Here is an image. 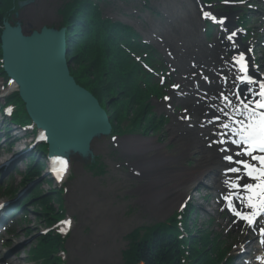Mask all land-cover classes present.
<instances>
[{
  "label": "rangeland",
  "instance_id": "374dc122",
  "mask_svg": "<svg viewBox=\"0 0 264 264\" xmlns=\"http://www.w3.org/2000/svg\"><path fill=\"white\" fill-rule=\"evenodd\" d=\"M149 7L145 9L143 2L136 0L130 5L122 3L121 0H104V13L113 20L123 21L132 25L146 41H151V34L161 37L163 42L154 41V47L161 54H166L167 50L170 56L166 60V64L171 69L183 71L182 75H175L172 80L185 77L184 74L197 75L194 79L186 78L185 85L191 89L185 98L190 95L196 97L205 93L208 89H203L204 80L200 79L201 74L198 70L193 69L191 62L195 61L201 65L202 57L210 53V45L212 40H204V27L199 18L197 3L195 0H148ZM64 0H32L27 6L18 11V26L27 33L33 35L42 32L44 26L54 30V26H59L61 16L58 11ZM236 0H233V3ZM250 10H256L257 2ZM236 13H239L246 5H236ZM223 12H231L221 8ZM135 13V14H134ZM158 13V14H157ZM252 21L259 16L256 13L248 12ZM260 24L255 22L250 24V28L255 30ZM149 39V40H148ZM217 40L220 44L221 40L215 35L213 42ZM219 47V46H218ZM259 49L261 46H258ZM222 48V47H219ZM257 55H260L258 53ZM174 58L172 62L171 58ZM178 74V72L176 73ZM187 77V76H186ZM190 81L191 83L187 82ZM215 90H219L214 86ZM0 91H3V82L0 81ZM165 99L153 100V112L157 120L148 122L144 119L140 128L134 131L133 124L126 120L123 125L116 130L122 133L118 138H113L110 134L96 137L91 145L90 152L86 155L70 152L68 158L70 160L71 171L69 178L63 185L62 195L59 192L61 187H57L45 177L42 172V181L37 183L36 187L28 191V186L21 191L26 190L25 194L38 191L39 197H49L52 199L50 205L54 211L64 204L66 214L64 217L66 223L56 224L55 220L48 219L45 211L41 206L34 209L31 203L27 204L29 213L26 215L27 221L18 218L19 225L15 227L13 235H3L0 239V255L4 261L10 259L14 264H55L57 257H63V264H122L123 252L129 246L128 236L135 229H142L144 225H154L158 222L170 218L181 211L180 202L172 209L159 211L156 206H148L145 199L149 192H145V188L151 187V181L157 180L158 176L152 178L139 175L137 164L140 160H147L158 155L157 151H150L146 155L139 154V150H133V144L128 141L136 140L134 148L139 142H145L150 146L160 147V156L174 160L168 171H165L163 186L157 187L156 190L163 188H171L174 185H180L185 182L183 192L189 193L191 182L197 177L198 169L208 167L209 170L217 174V165L221 162L216 159V149H209L208 143L204 140L209 136V130L205 128L191 129V125L201 126L200 119L196 116L203 112L201 106L197 105V99L187 102L174 103L176 96L174 93L167 91ZM180 103L181 107L176 105ZM199 103V102H198ZM175 106V110H174ZM189 108V113L193 116L182 114V110ZM185 110H187L185 108ZM160 116L167 117V121L158 123ZM187 117V118H186ZM151 119L154 118L150 117ZM188 118L192 119V122ZM154 120V119H152ZM184 120V122H183ZM128 121V122H127ZM129 133V134H126ZM13 153L7 152L6 148L0 149V168L10 158ZM184 157L182 160L181 158ZM196 159V162H194ZM27 161H17V167L25 171ZM94 163L100 164L98 169H92ZM199 165V167H198ZM17 169V170H18ZM13 172L9 176L6 175L1 186L8 183L17 188L21 184V179ZM210 184L209 180L207 181ZM198 184V183H195ZM201 194V193H199ZM20 195V194H19ZM62 201L60 202V197ZM192 196V195H191ZM18 196H10L3 201L16 200ZM24 197H22L23 199ZM19 203V200L9 208L8 214ZM188 206H191L187 203ZM198 205L200 200L198 199ZM193 203L192 205H197ZM187 206V207H188ZM210 207V205H208ZM207 206V207H208ZM25 207V208H26ZM213 208V207H212ZM18 215V214H17ZM198 217L196 218V216ZM201 216V218H200ZM19 217V216H18ZM208 215L197 210L188 218L190 228L194 229L193 237H201V234L210 233L211 236H219L223 241H237L242 238L241 232L238 230L228 231L225 225L226 218L219 214L213 215V220L208 219ZM196 218V219H195ZM65 221V222H66ZM58 226H63L65 231L70 230L67 237L66 245H63L64 254L56 252L44 263V259L33 260L31 251L36 249L39 236L44 234L55 235ZM198 231L201 233L197 234ZM143 234V230L142 233ZM235 254V253H233ZM235 264H242L239 261Z\"/></svg>",
  "mask_w": 264,
  "mask_h": 264
},
{
  "label": "trees",
  "instance_id": "16d2710c",
  "mask_svg": "<svg viewBox=\"0 0 264 264\" xmlns=\"http://www.w3.org/2000/svg\"><path fill=\"white\" fill-rule=\"evenodd\" d=\"M8 5V0H0V27L7 18ZM81 5V1L75 0L67 4L63 12L71 38V75L78 85L91 92L106 108L112 123H121V119L126 117L120 115H128L131 110L135 114L134 125L139 126L148 109L150 78L138 65L124 63V59H130L125 47H133L130 42L132 33L117 27L110 30ZM72 12L74 20L73 16L70 17ZM78 16L81 18L78 19ZM82 19L86 21L79 23L78 20ZM35 177H39L36 171L27 175L31 180ZM50 202L48 199L39 202L45 212L52 211L48 206ZM173 229V225L157 226L140 240L138 233L132 234V244L124 255V264H210L209 243L202 241L197 249L195 241L188 244L186 240H179L178 230L175 235ZM61 240L59 236L42 237L36 250L38 255L49 257ZM42 256L38 257L41 259Z\"/></svg>",
  "mask_w": 264,
  "mask_h": 264
},
{
  "label": "water",
  "instance_id": "95a60500",
  "mask_svg": "<svg viewBox=\"0 0 264 264\" xmlns=\"http://www.w3.org/2000/svg\"><path fill=\"white\" fill-rule=\"evenodd\" d=\"M6 27L2 38L5 70L18 79L31 117L56 139L53 146L58 148L59 142L69 139L79 145L82 138L105 133L109 126L104 113L69 75L64 36L45 31L26 38Z\"/></svg>",
  "mask_w": 264,
  "mask_h": 264
},
{
  "label": "snow or ice",
  "instance_id": "6c2138e0",
  "mask_svg": "<svg viewBox=\"0 0 264 264\" xmlns=\"http://www.w3.org/2000/svg\"><path fill=\"white\" fill-rule=\"evenodd\" d=\"M204 15L208 17L209 13L205 12ZM220 23L223 24L224 20H220ZM235 35L232 33L227 39L231 41ZM235 64L238 65V72L243 74L237 76L240 84L249 86L247 94L240 88L233 89L231 95L238 101L234 103L229 95L220 92L219 98L225 102L231 112L217 106L213 116L209 117V122L219 126L214 143L220 146L219 151L225 153L222 158L229 164L226 174L231 173L236 176L235 182L228 184L234 189V194H230L225 199L230 201V208L235 216L245 220L250 226H257L256 218L264 216V82L253 79L249 74L247 59L243 53L235 59ZM225 82H227L226 78ZM253 84H257L258 89L250 87ZM165 99L169 98L165 97ZM229 133L234 137L233 139L221 138L228 137ZM230 151H234V155L228 154ZM53 162L55 163V160ZM241 181H244L242 185ZM233 199L240 200L252 211L242 213L236 210L235 205L231 203ZM64 223L71 224L70 221ZM260 231L264 234V226H260Z\"/></svg>",
  "mask_w": 264,
  "mask_h": 264
},
{
  "label": "bare ground",
  "instance_id": "6f19581e",
  "mask_svg": "<svg viewBox=\"0 0 264 264\" xmlns=\"http://www.w3.org/2000/svg\"><path fill=\"white\" fill-rule=\"evenodd\" d=\"M232 33L236 34L235 36H233L232 43H231V47H232L233 52H234V59H236V58H238L239 54L242 53V51H241L240 46L235 41V39L238 36V33L237 32H232ZM216 58H217V61L219 63L225 65L229 69L228 73L231 75V80L230 81L226 80L227 82H225V78L222 77L223 85L226 86V88H227V90L225 88L224 93L226 95H229V97L233 99L234 103H238V101H236L235 98L232 97V95H231L232 90L235 89V88H240L245 94H247V90L242 88L239 85L238 81H237V76L239 74L238 65H236L235 62L232 61V60H230V61L226 60L223 56H221V54H216ZM204 60H205V58L202 59L201 63ZM259 81H261V78L259 79ZM252 88L258 89V85L254 86ZM47 102H49V101H47ZM218 103H219V105H221L220 107L223 106V108H225V109L227 108V105L225 104V102L222 99H220L219 97H218ZM219 105H215L213 108L216 109L217 106L219 107ZM238 118H240V117H238ZM231 137L232 136L229 133L228 137H221V138L222 139H229ZM137 142L138 141H136V140H133V143H132V141H128L129 144H133V147H132L133 150L137 149V150L141 151V152H137L139 154L146 155V153H148L150 151H157L158 152V155L153 157V158H150V159H147V160H142L141 159L139 161L140 163L138 164L137 169H138V171L142 172L144 175L149 176L150 178H152V177H154L156 175L158 176L157 180L153 179V181H151V187L150 188H146L147 190L152 191L154 188H157V187L161 188L163 186V184H164L163 181H164V177H165V171L166 170L168 171V169L171 166V164L174 163V160L167 159V158H164L163 156H160L159 155L160 154V147H155L153 145L150 146L149 144H147L145 142H139V145L136 146L137 148H134V145H135L134 143L137 144ZM225 146H227V145H224V147ZM86 148H87L86 145H81V146L75 148V150L80 152L81 154H85L87 152ZM65 150H67V149L54 151V152L55 153H61V152L65 151ZM222 157L223 156L219 157L218 159H220V158L223 159ZM235 179H236V176L234 174H231V173L228 174V177H227L228 182H235ZM194 182L197 183V182H199V180L195 179ZM243 183H244V181H241V185ZM185 184H186L185 182H181L180 185L176 184V185H174L171 188H166V189L163 188L162 190H158L157 192H154V193L150 194V196L146 197L145 203H148L147 204L148 206H154V205L155 206H164V207L176 206L177 202L182 199V195L184 193L182 192L181 188H183ZM147 190H146V192H149ZM185 198H187L190 202L193 201L192 198L187 196V195H185ZM231 203L235 204L236 207L240 211H243V212L252 211L251 209L246 208L245 205L242 204L237 199H235ZM227 205L228 204L223 203L224 207L227 206ZM232 221H233V225L235 227L240 228L244 232L247 231V225L245 223L239 222L237 220H232ZM262 225H263V220L260 218V219L257 220V226H262ZM259 239H263L264 240L263 237L257 238V240H259ZM262 254H264V246H262L260 248V255L258 257H262L263 256ZM3 264H14V263L8 259ZM257 264H264V262H259Z\"/></svg>",
  "mask_w": 264,
  "mask_h": 264
}]
</instances>
